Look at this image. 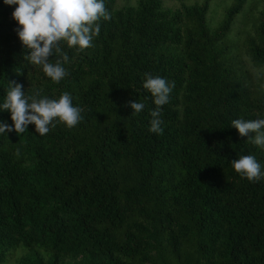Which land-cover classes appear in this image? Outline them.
Listing matches in <instances>:
<instances>
[{
    "label": "trees",
    "instance_id": "obj_1",
    "mask_svg": "<svg viewBox=\"0 0 264 264\" xmlns=\"http://www.w3.org/2000/svg\"><path fill=\"white\" fill-rule=\"evenodd\" d=\"M114 2L92 47L63 44L69 75L54 83L24 59L16 5L0 0V103L15 80L84 109L70 130L0 135V264H264V179L230 163L264 168V149L232 127L264 118V0H230L217 21L212 0ZM145 73L175 82L162 135L148 130Z\"/></svg>",
    "mask_w": 264,
    "mask_h": 264
},
{
    "label": "clouds",
    "instance_id": "obj_2",
    "mask_svg": "<svg viewBox=\"0 0 264 264\" xmlns=\"http://www.w3.org/2000/svg\"><path fill=\"white\" fill-rule=\"evenodd\" d=\"M6 6L16 5L12 19L16 22V35L27 49L24 59L31 65L40 66L43 73L54 83H59L69 73L63 64L69 63L68 48L77 51L93 46V40L100 33V21L111 19V13L105 0H3ZM53 57H57L52 61ZM8 91L0 111H8L12 124L0 121V135L15 132L17 135L26 132L28 125L35 126V132L46 135L57 123L69 130L83 121L82 107L73 106L72 97L64 92L58 99L41 97L39 92L26 95L22 84L9 81ZM175 82L169 83L166 78L151 73L144 74L143 88L147 90L155 105L150 111L149 132L163 134L161 127L162 106L169 103ZM132 114L140 113L143 102L133 101L127 105ZM232 127L240 137L264 149V118L234 119ZM16 155H19L17 149ZM234 171L249 182L255 183L264 179V168L254 155H242L230 161Z\"/></svg>",
    "mask_w": 264,
    "mask_h": 264
},
{
    "label": "rangeland",
    "instance_id": "obj_3",
    "mask_svg": "<svg viewBox=\"0 0 264 264\" xmlns=\"http://www.w3.org/2000/svg\"><path fill=\"white\" fill-rule=\"evenodd\" d=\"M193 0H161V2L163 3V6L165 8H169V9H174V8H178L180 5L182 4H189L190 2H192ZM228 1L230 0H212V5H211V13L209 15L210 19L213 21H217L219 20V17L221 15V11H222V7H225L228 4ZM136 2V0H115L114 4L115 7H121L124 5H133ZM209 19V20H210ZM18 256H15V259ZM82 261L81 258L77 257V258H70L67 259L64 264H80Z\"/></svg>",
    "mask_w": 264,
    "mask_h": 264
}]
</instances>
